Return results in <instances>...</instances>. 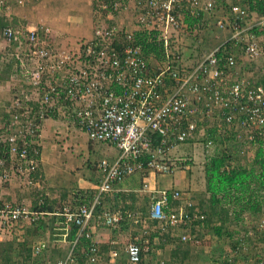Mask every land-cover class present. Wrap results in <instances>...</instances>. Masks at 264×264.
<instances>
[{"label": "built area", "instance_id": "obj_1", "mask_svg": "<svg viewBox=\"0 0 264 264\" xmlns=\"http://www.w3.org/2000/svg\"><path fill=\"white\" fill-rule=\"evenodd\" d=\"M93 1V35L74 47L51 44L46 38L49 31L41 32L40 27L7 24L1 30L16 66L22 69L24 82L28 80L30 85L15 93L7 107L11 123L7 133L0 135V144L8 143L0 157V189L14 180L24 185L39 183L40 178L34 179L32 173L40 164L37 154L41 156L40 137L46 120H60L84 132L91 142L115 147L116 158L98 162L101 180L90 202L65 206L55 214L62 217L64 240L69 239L73 228L76 231L60 264H79L84 255L88 264H141L139 236L128 242L127 260L119 263L116 249L102 248L105 242L100 241L99 231L110 232L130 220L134 227H142L147 236L172 228L186 243L198 238L206 215L199 209L195 213L187 210L184 193L179 190L172 194L167 189L160 190L158 196L152 191L146 213L124 212L123 203L121 207L107 205L104 195L139 171L172 174L180 165L175 161L182 159L174 160L167 154L200 129L203 131L208 121L221 119L234 131L243 130L238 135L247 133L255 146L260 139L264 142V85L255 87L251 78L238 76V60L228 44L241 46L249 61L263 56L264 15L248 13L237 4L225 14L217 0ZM1 8L10 10V0H0ZM187 12L193 16L205 13L209 25L215 22L213 25L222 33L231 35L192 64L183 62L185 56L177 44ZM127 16L131 22L123 20ZM139 30L159 33L165 45L163 59L148 58L135 38ZM206 142L208 148L215 147L212 138ZM148 186L146 183L143 190ZM3 196L0 190V230L13 231L46 214L4 201ZM238 230V247L234 254L220 256V262L264 264L260 251L259 255L249 253L250 242L264 235V215L259 217L257 227ZM84 238L89 243L80 254L78 248ZM145 243V250L149 251V238ZM46 247V240L35 243V254ZM106 255H110V260H105Z\"/></svg>", "mask_w": 264, "mask_h": 264}, {"label": "crops", "instance_id": "obj_2", "mask_svg": "<svg viewBox=\"0 0 264 264\" xmlns=\"http://www.w3.org/2000/svg\"><path fill=\"white\" fill-rule=\"evenodd\" d=\"M18 1L20 0H10L11 8L6 14L7 16L0 13V29L3 23L6 25L12 24L14 26L21 24L22 26L33 25L35 27H39L38 23L40 22V19L41 21L44 20V16L42 15H47L49 18L52 17L53 20H57L59 22L58 25L67 26V28L68 26H73V30H76L77 32H79V26L87 22L86 24H90L92 29L90 35L93 33L96 18V7L94 6L93 0L87 5L83 4V0H47L48 5H46L45 1L37 2L34 3L33 9H31L28 4H20ZM232 1L233 0H217V5L218 7L223 8L225 14H227ZM79 4H82V6H79ZM86 6H88L91 11H89L88 16L81 18L85 15L82 11H84ZM64 16L66 18H64ZM123 20L125 22H131L129 16L123 18ZM211 23L214 24L215 22ZM67 28H64L63 31L64 33H67L68 31V34H70L68 39L70 40L71 45H75L78 40L72 38L74 35H72L71 30L69 31ZM216 28L219 32L212 31L209 37L205 35L206 32L204 31L205 33L203 32L201 34L198 41L204 46L210 42L211 39H214L217 43L215 47H217L222 39V37H220V35H222V31L218 27ZM184 35L185 36L182 37L180 42H185V53L187 46L191 47L193 45V41L187 36V34L184 33ZM46 38L47 41L58 47L68 44L67 38L60 37L59 33L56 36L53 33H50L46 36ZM9 48L11 49L10 46ZM197 49H199V46H197ZM190 55L191 52L186 54L187 58L191 57ZM184 61L187 62L188 60ZM192 63L193 60L190 61L189 64ZM251 65L252 64L249 60L244 62L241 60L238 64V76H246L256 82L258 80L263 82L262 78L264 76V69L260 72ZM8 81L9 80H6V82ZM84 136H86V139ZM40 141L42 145L40 159L42 175H40L41 178L39 179L40 181L36 187H41L43 185L44 191L49 197L47 204L48 206H53L54 210L53 212H45L46 214L42 216L43 219L40 218V221L48 223V225L50 224V227L46 225V232L44 234L43 230H39L37 233H35V231L34 234L31 233V235H34L32 237V246L40 240H49V252L46 251L42 255L44 260L43 262L44 264H57L59 254L66 255L68 253L71 239L69 238L68 240H64L61 236L65 231L64 225L61 224L62 217L56 216L55 214L62 211V208L65 206L73 205L77 207L81 204V202L85 203L87 201V194L93 195L101 180V172L97 166L98 162L103 158L112 160L114 157H117L118 153L112 154L111 157H107L102 147L105 146L107 149H113V146L109 144L92 143L84 132L79 131L76 127L70 128L66 124H63L60 120L55 119H49L44 122L41 130ZM99 145L102 147L98 148ZM250 154H253V152ZM178 173L179 178L180 176H184L182 168L178 170ZM199 174H202L203 176V178L199 180L200 192L196 190L197 187L193 184L192 179H189L187 184H183L179 179H174L172 177V181H170V186L168 188L180 189L183 192L184 190L191 189L194 194L197 193V195L194 196L195 199L193 198V201L199 204V202H201V196L199 193H204L207 190L205 171ZM162 177L165 176L160 174L158 175L157 173H143L139 171L126 179L123 183L119 184L113 193L111 192L110 195L105 197L104 202L107 205H111L116 203L117 198L120 197L121 203L133 204L137 207L138 211H143L145 213L148 211L151 202L149 196L150 192L156 191L155 193L159 195V192L157 191L164 189L162 184L169 178L165 177L162 179ZM144 183L149 185L147 190H143L145 185ZM0 190L4 194V201L6 200L15 204L23 205L30 210L35 211V197L32 195L30 188H27L26 185L14 180L5 184V188ZM61 191L62 194H66L68 197L64 195L62 199ZM115 193L119 194L118 197L114 195ZM188 199L189 196L187 195L185 199L186 203L188 202ZM203 206H205L204 203ZM215 219H218V217L215 216ZM218 222H216L217 224L215 225L221 224V222ZM234 225L235 223H232L231 221L226 223V226L233 229V232L236 233L239 230ZM35 226L37 225L33 222H25L24 225L14 228L13 231L2 229L0 230V241L11 243L14 249H20V244L24 242L26 236L29 235L28 233L30 230ZM123 228L124 227L122 226H118L112 231L110 230V232L107 230H101L98 233L100 241H103L105 242L104 244L108 245V250L111 248L118 250L119 263H124L127 260L125 248H118V246H112V244H116L117 242L114 238L117 240L120 237L127 236L128 232L122 231ZM154 234L156 237H154L153 240V252L146 254L144 257V264H224L220 262L222 255L227 252H230V255L234 254L233 252L236 250L234 243L232 245L230 242L232 241L231 238H224L221 240L216 231L213 228H210V225L206 222H204V225H202L199 229L198 238L190 240L186 243L180 239L179 234L172 228L163 232L164 237L167 241H169L168 245L164 246L158 237L159 234ZM260 242L262 245H260ZM260 242L258 241L255 243V248H252L254 249V252H256V255H259L257 254L259 251L264 254V242ZM118 244L121 245L120 243ZM251 252L255 254L253 250H251ZM13 256L14 255H11L10 258L14 260L15 258H13ZM20 259L21 260H18V263L27 264L25 262H21L23 260L21 256ZM3 260L4 259L0 258V262L4 263L5 260ZM105 260H110V255H106Z\"/></svg>", "mask_w": 264, "mask_h": 264}, {"label": "trees", "instance_id": "obj_3", "mask_svg": "<svg viewBox=\"0 0 264 264\" xmlns=\"http://www.w3.org/2000/svg\"><path fill=\"white\" fill-rule=\"evenodd\" d=\"M108 2H110V0H108ZM241 2H243L241 4L248 13L256 12L261 16L264 15V0H241ZM205 17H206L205 13H201L199 16H193L190 14V12H187V15L185 18V26L181 29V31H179L178 36H177V39H178L177 44L179 45L181 51H184V46H185V42H180L182 37L184 36V33L187 34V36L192 39L193 45L191 47L187 46V48H192L190 58L191 60H193V62H196L203 54L210 53L213 50V49L210 50L206 48L208 44L203 46V44H201L198 41L201 34L204 31H206L207 28L208 30L211 29L212 31H215L216 29V27L213 24L209 25V22L206 21V19H204ZM4 25L6 24L3 23L1 28H3ZM221 34L223 35L221 36L223 40L221 39L219 44H221L222 42H225L231 36L230 33H226V36L223 33ZM135 38L138 40V43L142 45L143 50L145 54L148 56V58L152 56H156L159 59L164 58L165 45H164V42L160 39L159 33L157 31L139 30L136 32ZM231 43L232 42H229L228 44H230L229 45L230 49L233 48L234 54L236 55L238 64H239V62L241 61L240 53L237 49L239 46L235 47L233 45L231 47ZM174 44L175 42H173L172 45ZM228 44L225 46H228ZM197 46H199V49H197ZM215 48L216 47H214V49ZM15 63H16V60L12 58L11 61L9 60L5 64H3L2 59H1L0 61V83L12 78L14 74L13 69H14ZM251 80L254 82L253 86L255 87L264 85V76L262 78L263 82H260L259 80L256 82L253 79ZM10 104L11 102L9 101V105ZM2 118L4 122H6L5 128H4L5 131L4 130H0V131L1 132L3 131L2 133L5 134L7 133V126L9 128V125L11 123V114L6 112L5 116H3ZM224 125L226 124L223 122V120L218 119L216 127L211 128L209 130L207 128L208 124L205 122L203 130L208 131V133L206 132L205 134H203L205 136L200 135L203 133V131H200L201 130L200 129L192 138H189L185 141V142H189L197 136H199V140H201V142L207 141L208 138H212L214 140L216 154L212 158H210L205 165L207 190L206 192L202 193L203 196L200 197L201 202H199V204L193 201V198L195 199L194 196H196L197 193L194 194L192 191L188 192L187 190V192H185L184 194V202L186 203L185 199L188 195L189 199H188V202L186 203L187 210L195 213L196 209H199L200 210L199 212H202L204 214L206 213L205 222L210 225V228H213L216 231L219 237L223 236L224 233L229 234L230 231L233 232V229L226 226V223L230 221L232 222V219L234 221L241 222L243 220L242 215L246 211H252L258 214L259 212L264 210V142L261 139L259 140L258 149L256 151V154L254 156V161L252 163L251 162L246 163L244 160H242L241 162L239 160L237 161L236 158L234 157V154L235 155L240 154L242 149L240 148V146H236L235 148L234 147L227 148V146H225L226 144L225 142L229 140V137H227L226 134L221 135L219 131V128L225 127ZM7 145L8 143L0 144V157L4 156V150L5 148H7ZM37 158L40 160L41 156L37 154ZM185 161H187V159H185ZM181 168L183 170H187L186 165L180 164L178 168H175L172 174H167V177L168 175L169 176L174 175V173H176ZM143 173H146V172H143ZM40 175H42V171H41V165L39 164L36 171L32 173V177L34 179H38ZM163 190H166V188H164ZM167 190L169 191V194H172L174 190H179L180 192L183 193L182 190L175 189V188H172V189L168 188ZM110 194L111 193L105 194L104 200H105V197ZM32 195L35 197L38 194H36V192L35 193L32 192ZM93 195L87 194L86 196L87 201L85 203L90 202L91 197ZM114 195L118 197L119 194L115 193ZM153 195L154 193L150 192V195H149L150 201ZM171 197L172 196L170 195V198ZM47 202L48 201L42 202L44 204L40 207L41 209L40 208L36 209L39 203L36 198L34 202V205H35L34 208L36 209V211L53 212L54 210L53 206L51 205L48 206ZM120 203H121L120 197H118L117 202L114 204L116 205V207H121ZM174 203L177 205L178 201H175ZM203 203L205 204V206H203ZM81 204H83V202H81ZM232 206H233V211H234L233 216H231L230 214L231 211L229 210ZM122 209L124 212L138 211L137 207L133 204H123ZM215 216H217L218 219L220 220L221 222L220 225L215 226L214 224ZM33 223L37 226L32 228L30 232L28 231L29 235H27L24 242L20 244L21 245L20 249L18 248L14 249L11 243L0 241V258L5 260L4 263L0 262V264H9V263L20 264L18 263V260H21L20 256L23 259L21 261L23 263L25 262L27 264H44L42 255L46 251L49 252V247H50L49 240L44 239L47 241L46 249L40 254H35L34 246H32L33 245L32 237L34 236L33 234L35 231H36L35 233H37L39 230H43V234H44L46 232L47 224L40 220L33 221ZM120 226L124 227L122 231L128 232L127 236H125L127 238V241L129 240L128 242L135 240V237L137 236L140 237V239L137 240V243L142 248L141 264H144V261H145L144 257L146 256V254H150L153 252L152 251L153 246H154L153 240H154V237H156L154 236L155 234L153 233L149 236L145 235L143 228L140 226L134 227L130 220H126L122 222ZM31 233L33 234L31 235ZM75 233H76L75 228H73L72 233L69 238L73 239L75 237ZM120 238L117 239L118 241L114 238V240L117 242L116 244L115 243L112 244V246H118V248L119 247L125 248L128 242H125L126 240L125 239L123 240V237H120ZM147 238H149V241H150L149 251L145 250V247L147 245L145 243V240ZM88 243L89 241H87V239L85 238L81 240L79 244V248H78V252L80 254L82 253L83 248L88 247ZM118 243H120L121 245H119ZM103 246L102 248L105 251H109L107 249L108 248L107 244L103 243ZM11 255H14L13 256V258H15L14 260L10 258ZM61 255L62 254H59V257L57 258V264H60V261L64 260L67 254L62 255V256ZM80 263L88 264V261L85 255L81 256Z\"/></svg>", "mask_w": 264, "mask_h": 264}, {"label": "rangeland", "instance_id": "obj_4", "mask_svg": "<svg viewBox=\"0 0 264 264\" xmlns=\"http://www.w3.org/2000/svg\"><path fill=\"white\" fill-rule=\"evenodd\" d=\"M43 1H45L46 5H48V1L47 0H24L25 4L26 5L28 4V6H30L31 9L34 8V3L43 2ZM83 1H84L83 4L87 5L92 0H83ZM79 6H82V4H79ZM94 6L96 7L95 3H94ZM8 11H10V10L9 9L7 10L6 8H1L0 9V13H2L3 15L5 14V16H7L6 14L8 13ZM89 11H91L90 8H88V6H86L84 8V11H82V13H85V15H83L81 18H85L86 16H88L89 15ZM95 13H96V11H95ZM42 16H44V20L41 21V19H40V22L38 23L39 27L41 28V32L48 30L49 32H46V34L47 33L48 34L53 33L55 36L59 33L60 37H66L67 38L68 44H66V46L70 47L71 46L70 45L71 42L68 39V36H70V34H68V31H67V33H64V31H63V29L64 28L66 29L67 26L58 25L59 22L57 20H53L52 17L49 18L47 15H42ZM59 16H60V14H59ZM206 17H207L206 21H208L209 20V16L206 15ZM64 18H66V17L64 16ZM86 23H84V24L82 23L83 25L79 26V29H78L79 32H77L76 30H73V28H74L73 26L72 27L68 26L67 29L69 31L71 30L72 35H74V36L71 35L72 38H75L77 40H81V39L85 40V39H88V38L92 37L93 33L90 35L91 30H92L91 29V25L90 24H86ZM94 25H95V22H94ZM16 26L17 27H31V28L35 27L33 25L32 26H29V25L22 26L21 24H17ZM1 30H2V28L0 29V33H1ZM215 31L219 32V30L217 28L215 29ZM205 32H204L205 35L210 37V34L212 33V30L209 29V30H206ZM223 34H225V36H226L225 32H223ZM221 36L222 35H220V37ZM207 44H206L207 45L206 48H209L210 50H212V49H214V47L216 46L217 43L215 42L214 39H211V41L208 42ZM72 47H74V46H72ZM237 49H238V51L240 53V60H243V62L247 61L248 59L245 58L244 52L242 50V47L239 46ZM191 51H192V48H186L185 53H184V51H182L184 53V55H185V59H183V62L185 64H189L190 62H188V61H192L191 59H189L190 57L187 58V56H186V54L190 53ZM0 56H1L3 64L8 62L9 60L10 61L12 60L11 59L12 58L11 49L9 48L8 42H6L1 37H0ZM184 60H188V61L186 62ZM250 62L252 64L251 66H253V68H255L256 70H259L260 72H262V70L264 69V55L263 56H259L256 60L250 61ZM16 67H18L17 68V72H16ZM13 70H14V74H13L12 78H10L8 82L4 81V82L0 83V130H4V128H5L6 122H4L2 117L5 116V113L7 111V107L9 106V101L12 99V97L14 96L15 93H19L22 89L26 90L25 87L30 85L29 84L30 81L27 80V83L24 82V79H23L24 75H23L22 69H21V67L19 65L16 66V63H15ZM207 124H208L207 128L210 130L211 128H215L216 127L217 120H215L213 122L212 121H208ZM224 126L225 127L219 128V130H221L220 131L221 135L226 134L227 137H229V140H227L225 142L226 143L225 146H227V148H230V147H232V148L234 147L235 148L236 146H240V148L242 149L241 153L237 154V155L234 154V157L236 158V160L237 161L239 160L240 162L242 160H244L246 163H249V162L252 163L254 161V156L256 154L258 146H255L254 143H252L249 140V138H247V133L244 134L243 136H239L238 135L243 130L239 129L237 131H234L235 130L234 127H232V129H231V128H228L227 125H224ZM2 132L0 131V135L3 134ZM206 132L208 133V131L203 130V133L200 134V135H203ZM203 136H205V135H203ZM85 137L86 136H84V138ZM206 143H207L206 141L205 142H201V140H199V136H197V137L193 138L191 141L184 142V143H179V144H177L176 146H174L171 149V151L167 154V156H169L170 158H172L174 160L182 159V161H175V162H177L178 164H181V165H186L187 170H183V175L184 176L183 177L180 176V178L178 176V174H179L178 171L176 173H174V175L171 176V177L168 175L169 178L166 179L167 181L162 184L163 188H168L170 186V181H172V177L174 179H179L180 182H182L183 184L184 183L187 184L188 180L192 179L193 180V184L197 187L196 190L200 192V187H199L200 181L199 180L201 178H203V176H202V174H199V173H202V172L205 171L206 163L208 162V160L210 158H212L216 154L215 147L214 148L213 147L208 148L207 145H205ZM100 147H102V146L99 145L98 148H100ZM102 148H103V151H105V154L107 155V157H111L112 154H117L118 153V151H117V149L115 147H113V149H107V147H105V146L102 147ZM251 152H253V154H250ZM185 159H187L188 162L185 161ZM191 170H192V173H191ZM158 175H159V173H158ZM164 176L167 177V174H165ZM165 177H162V179L165 178ZM19 182H21V181H19ZM26 186H27V188H30V190L32 192H34V193L36 192V194H38V195L35 196V199L37 198V200L39 202L38 203V207L36 209L40 208L44 204V203H42V202H44V200L45 201L49 200L48 195L44 191L43 185L41 187H36L35 185H26ZM3 188H5V184L3 185L2 189ZM189 191H192V190L190 189V190H188V192ZM185 192H187V190H184L183 193L185 194ZM61 194H62V191H61ZM64 195L67 196L66 194H62V199H63ZM199 195L202 197L203 196L202 192L199 193ZM43 197H44V199H43ZM36 209L34 208L35 211H36ZM229 210L231 211L230 212L231 216H233V213H234L233 206ZM205 215H206V213H205ZM262 215H264V210L259 212L258 214L254 213L252 211H246L242 215L243 220L241 222L240 221L237 222V221H234L232 219V223H235L234 226L237 227L238 229H240L241 232H245L246 230H248L249 227H254V228L257 227L258 219ZM41 218L43 219V217H41ZM216 222L220 223V220L219 219H215L214 220V224H217ZM46 224H47V226L50 227V224L49 225H48V223H46ZM237 228H235V229H237ZM155 232H157L156 234L159 233L158 237H159V239L161 240V242L163 243L164 246L169 244V241H167L166 238L162 236L163 232H164L163 230L162 231L161 230L154 231L153 233H155ZM262 236L263 237H261V239H258L257 241L256 240H252L250 242V244L252 246L251 250H253V252H254V249H252V248H255V246H256L255 243H257L258 241L259 242L260 241L264 242V235H262ZM239 237H240L239 231H237L236 233L230 231L229 234L224 233V235L221 236L220 238H221V240H223L224 238H227V239L231 238L232 239V241H230L231 244L233 245V243H234L235 247L237 248L238 245H239V241H237ZM124 239L126 240L125 242L129 241V240L127 241V238L123 236V240ZM120 240H121V238H120ZM249 253H252V252H249ZM254 253H256V252H254ZM241 254H243V252H241L240 255Z\"/></svg>", "mask_w": 264, "mask_h": 264}, {"label": "clouds", "instance_id": "obj_5", "mask_svg": "<svg viewBox=\"0 0 264 264\" xmlns=\"http://www.w3.org/2000/svg\"><path fill=\"white\" fill-rule=\"evenodd\" d=\"M242 2H241V0H233L231 3H230V6H232L233 4H237V5H241L242 6V4H241ZM78 41H80V40H78ZM78 41L76 42V43H78ZM71 45V44H70ZM64 46H66V45H64ZM72 46V45H71ZM74 46V45H73ZM81 205V204H80Z\"/></svg>", "mask_w": 264, "mask_h": 264}]
</instances>
